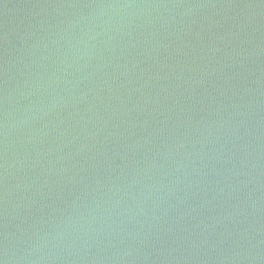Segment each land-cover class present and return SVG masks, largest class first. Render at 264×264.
I'll return each instance as SVG.
<instances>
[{"label": "water", "instance_id": "95a60500", "mask_svg": "<svg viewBox=\"0 0 264 264\" xmlns=\"http://www.w3.org/2000/svg\"><path fill=\"white\" fill-rule=\"evenodd\" d=\"M2 264H264V0H0Z\"/></svg>", "mask_w": 264, "mask_h": 264}, {"label": "snow or ice", "instance_id": "6c2138e0", "mask_svg": "<svg viewBox=\"0 0 264 264\" xmlns=\"http://www.w3.org/2000/svg\"><path fill=\"white\" fill-rule=\"evenodd\" d=\"M0 264H2V262H0Z\"/></svg>", "mask_w": 264, "mask_h": 264}]
</instances>
